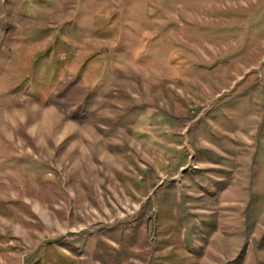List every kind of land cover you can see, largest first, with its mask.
Here are the masks:
<instances>
[{"label": "rangeland", "instance_id": "1", "mask_svg": "<svg viewBox=\"0 0 264 264\" xmlns=\"http://www.w3.org/2000/svg\"><path fill=\"white\" fill-rule=\"evenodd\" d=\"M0 264H264V0H0Z\"/></svg>", "mask_w": 264, "mask_h": 264}]
</instances>
